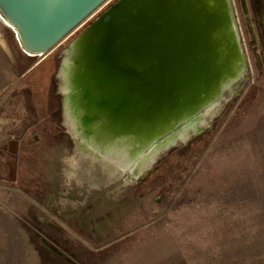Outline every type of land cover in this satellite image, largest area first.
Segmentation results:
<instances>
[{
  "label": "rangeland",
  "instance_id": "obj_1",
  "mask_svg": "<svg viewBox=\"0 0 264 264\" xmlns=\"http://www.w3.org/2000/svg\"><path fill=\"white\" fill-rule=\"evenodd\" d=\"M119 1L107 0L63 39L43 47L26 41L0 2L6 60L0 70V264H226V258L195 246L201 226L179 224L178 196L181 192L183 210L193 204L194 192L200 196L219 186L210 183L211 154L224 151L228 138L250 131L264 110L263 2L245 0V11L243 0H217L226 4L243 72L233 78L236 67L216 66L219 74L210 94L203 93L198 120L171 117L167 129L138 154L134 168L122 165L118 150L94 158L101 117L84 134L90 111L82 91L66 111L69 87L60 70L65 59L78 65L73 42ZM213 30L212 46L198 52L205 58L209 53V61L217 52L231 55ZM214 48L215 53L208 50ZM91 110L107 115L97 106ZM113 145L105 142L102 148ZM149 174L155 177L151 183Z\"/></svg>",
  "mask_w": 264,
  "mask_h": 264
},
{
  "label": "bare ground",
  "instance_id": "obj_2",
  "mask_svg": "<svg viewBox=\"0 0 264 264\" xmlns=\"http://www.w3.org/2000/svg\"><path fill=\"white\" fill-rule=\"evenodd\" d=\"M220 5L217 0H120L73 42L78 65L70 66L65 59L60 69L69 87L65 108L68 112L75 94L82 91L83 106L93 112L83 120L86 135L93 130V120L101 117L94 158L118 150L122 165L134 166L171 117H189L191 124L198 120L203 93L210 94L219 74L216 66H233L242 74L237 40L229 34V13L225 3L215 9ZM243 5L247 11L245 0ZM213 28L220 33L219 42L226 40L231 55L219 57L215 48L208 49L215 53L209 61V53L205 58L198 52L203 45L212 46ZM96 106L107 115L91 110ZM120 133L127 134L112 138ZM105 142L114 145L102 148Z\"/></svg>",
  "mask_w": 264,
  "mask_h": 264
},
{
  "label": "crops",
  "instance_id": "obj_3",
  "mask_svg": "<svg viewBox=\"0 0 264 264\" xmlns=\"http://www.w3.org/2000/svg\"><path fill=\"white\" fill-rule=\"evenodd\" d=\"M4 51L0 40V70ZM260 76L264 85V73ZM255 120L250 131L228 138L224 151L211 154L210 183L219 186L200 196L194 192L193 204L183 210L181 192L178 196L179 224L201 226L195 246L226 258V264H264V110ZM184 237L189 241V234Z\"/></svg>",
  "mask_w": 264,
  "mask_h": 264
},
{
  "label": "water",
  "instance_id": "obj_4",
  "mask_svg": "<svg viewBox=\"0 0 264 264\" xmlns=\"http://www.w3.org/2000/svg\"><path fill=\"white\" fill-rule=\"evenodd\" d=\"M105 1L0 0L11 13V17L20 24L26 41L34 47H43L60 41ZM213 36L216 38L220 36L218 30H213ZM239 75L240 73L237 72L233 78Z\"/></svg>",
  "mask_w": 264,
  "mask_h": 264
},
{
  "label": "trees",
  "instance_id": "obj_5",
  "mask_svg": "<svg viewBox=\"0 0 264 264\" xmlns=\"http://www.w3.org/2000/svg\"><path fill=\"white\" fill-rule=\"evenodd\" d=\"M263 5H264V4H263ZM24 60H25V61H24V64H25V65L30 64V63H29V62H30L29 58H25ZM249 91H250V90H249ZM215 131H216V129H215ZM215 131H214V132H215ZM212 134H213V133H212ZM211 136H212V135H211ZM211 136L208 137V138H205L204 143L202 144L203 149L208 145V143H209V141H210V139H211ZM150 176H151L150 174H149V176H147V178L149 177L148 179L146 178L147 181L150 179ZM154 179H155V177H154V178H151L150 181H149V183L153 182Z\"/></svg>",
  "mask_w": 264,
  "mask_h": 264
}]
</instances>
